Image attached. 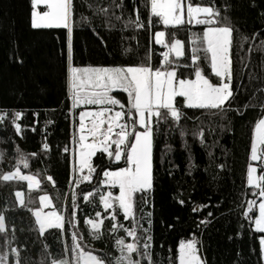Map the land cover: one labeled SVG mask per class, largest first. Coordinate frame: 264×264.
<instances>
[{
    "label": "trees",
    "instance_id": "1",
    "mask_svg": "<svg viewBox=\"0 0 264 264\" xmlns=\"http://www.w3.org/2000/svg\"><path fill=\"white\" fill-rule=\"evenodd\" d=\"M88 2L93 4V8L96 7L97 0ZM191 2L202 6L211 4L222 11L224 4L229 6L227 13L230 22L237 29L234 33L233 67L235 70L241 63L247 65L240 84L242 89L247 88V93L241 91L236 95L233 108L239 107L240 113L229 111L226 120L212 116L209 110L182 107L185 117L179 127L168 132L161 125L153 153L154 191L151 193V204L144 207L145 213L152 211V256L158 264H178L180 242L196 239L206 264H264L259 243L264 233L257 232L254 222L242 215L247 208L246 200L259 199L253 196V189L247 185V168L251 163L255 123L264 113L256 100L248 103L247 107L245 104L253 93L258 97L259 90L264 88V46L261 45L264 40V0ZM73 3L71 64L75 67L128 66L144 62L146 54L150 56L152 66L156 67L163 62L161 54L167 51L155 43L156 31L166 33L165 42L170 43L173 39L184 41L185 56L180 58L179 63L190 64L193 33L202 34L205 27L187 23L167 27L160 23L157 28L147 25L140 29H134L131 25L125 27L129 16L135 18L136 9L142 21L151 17L150 0H122V7H109L107 17L103 13L94 16L85 0H73ZM102 3L108 6L112 0H102ZM31 12V0H0V111H19L23 114L17 121L22 125L20 134L10 123L0 125V152L4 153L0 169L7 171L10 164H15L18 149L29 159V168L24 169L21 165L22 171L37 174L41 181L40 187L32 190L27 188L26 181H0V211H4L9 229L7 234L0 233V253L9 251L5 236H12L14 225L11 246L20 248L22 264L29 259L32 264H38L45 243L48 252L60 256L64 241L71 245L73 231L83 236L85 250L111 258L118 255L114 237H126V233L118 230L110 235L107 231L111 223L107 218L109 213L99 203V194L90 197L92 203H87L81 190L87 192L99 187L102 191H108L99 184V180L103 179L102 170H116L124 166V161L117 165L98 154L94 158L97 167L92 181L81 183L79 187L72 185L71 156L63 152V147H71L73 124L78 125L81 109L71 112L67 80V30L32 28ZM81 14L89 17L92 23L82 21ZM116 16L122 18L117 20ZM151 19L152 25L159 24L158 18ZM253 34H258L254 40L251 39ZM241 36L250 37L243 44V50L239 46ZM200 55L205 74L217 82L208 61L203 59V53ZM170 58L175 59L173 54ZM180 72L184 78H195L190 68L181 67ZM232 87L235 92L238 78H234ZM113 95L126 104V93L116 92ZM220 124L226 127H220ZM197 127L203 128L204 143L200 142L198 136L192 135ZM181 129L186 131L184 136L180 134ZM44 143L50 145V151L43 150ZM32 153L38 155L33 157ZM220 164L224 165L223 169L219 167ZM48 175L53 177L54 184L47 180ZM16 190L24 193V206L16 201ZM73 192L77 194L76 227L66 223L65 230L50 229L41 237L30 211L40 207L39 196L49 195L53 209L61 211L67 220L66 209L71 207ZM113 192L117 194L118 190ZM180 199L185 201L183 205L179 203ZM242 203L243 209L239 207ZM141 207L143 205L137 199V218L141 214ZM194 208L197 210L193 211ZM256 209L250 213L253 221L257 217ZM96 211H100L104 217L103 234L98 240L92 239L90 225L85 222L87 219L99 220L95 216ZM209 212L211 216H208ZM117 214L120 223L131 226V220H124L118 206ZM201 220L208 223L200 224ZM142 223L148 227L146 220ZM127 242H131L130 237H127Z\"/></svg>",
    "mask_w": 264,
    "mask_h": 264
},
{
    "label": "snow or ice",
    "instance_id": "2",
    "mask_svg": "<svg viewBox=\"0 0 264 264\" xmlns=\"http://www.w3.org/2000/svg\"><path fill=\"white\" fill-rule=\"evenodd\" d=\"M85 3L93 10L94 16L103 13L105 17L108 16L109 7L123 6L122 0L120 3L112 0V4L108 6H105L102 0H97L95 8L88 0H85ZM31 4L32 28L67 30L69 60L67 80L72 109H78L81 106H96L95 111L81 110L78 113V125L75 122L73 124L71 147L67 145L63 147V152L71 156L72 183L79 187L84 181H92L97 167L94 164V158L98 154L117 165L123 160L124 166L117 167L116 170L107 168L102 170L103 179L99 180V184L109 189L108 191H102L99 187L87 192L81 191L83 200L87 203H92L89 198L99 194V203L103 205L105 212L109 213L107 218L111 223L107 231L110 235L118 230L126 233V237L118 235L114 237V246L118 255L108 258L96 255L91 250H85L83 236L73 231L71 245L64 241L63 253L60 256L52 255L48 252V245L43 244L38 264H158L151 252L152 211L145 213L144 207L151 204V193L154 191L153 153L161 125H164L168 132L179 127L180 121L185 117L182 107L209 110L212 116L226 120L229 111L240 113L239 107L233 108L236 95L241 91L247 93V88L240 87L247 65L241 63L240 67L235 70L233 67L234 33L237 29L230 22L227 13L229 6L224 4L222 11L214 5L202 6L200 3H192L191 0L187 2L185 0H150L151 17L158 18L157 22L166 27L185 23L205 26L202 34L193 33L190 64L179 63L180 58L185 56L184 41L173 39L170 43L165 42L166 33L156 31L155 43L167 49L161 54L163 62L156 67L152 66L148 54L144 62L128 66L75 67L71 64L74 27L73 0H31ZM40 5H43L45 10L38 11L37 8ZM151 17H146L142 21L139 10L136 9L135 18L129 16L125 21V27L129 25L134 29L145 28L146 25L151 27L153 23ZM80 18L89 24L92 23L91 19L83 14ZM121 18V16H116L117 20ZM256 35L258 34H253L251 39L254 40ZM249 39L248 36H241L239 41L241 50H243V44ZM261 45L264 46V40L261 41ZM248 51L250 52L251 48ZM200 53H203V59L208 61L211 73L217 78V82H213L205 74L200 64L202 59ZM172 54L175 59L170 58ZM181 67L190 68L195 78H184L183 73L180 72ZM234 78H238V87L235 92L232 87ZM114 90L127 94L126 104L112 95ZM259 92L258 97L253 93L245 107L252 100H256L264 113V88H261ZM178 97L182 100L178 101ZM21 116L22 113L17 111L9 118L8 113L0 111V125L7 126L10 123L14 126L16 133L20 134L22 125L17 121ZM88 118H91L90 126L86 125ZM219 126L226 127L224 124ZM32 130L35 131L34 128ZM180 134L184 136L186 131L181 129ZM192 135L198 136L200 142L204 143L202 127L195 128ZM258 145H264V114L255 123V136L251 143V159L253 161L259 159L264 164V154L258 155ZM43 150L50 151V145L44 143ZM17 153L14 157V165L10 164L7 171L0 169V181H26L29 190L39 188L41 181L37 178V174L31 172L25 174L21 169V165L24 169L29 168L28 157L20 153L18 149ZM31 155L35 157L38 154L32 153ZM3 162L4 153L0 152V164ZM219 167L223 169L224 165L220 164ZM85 170L87 174H84ZM256 173L257 168L249 164L247 185L258 190L252 193L253 196L264 198V174L257 176ZM47 180L53 181V177L48 175ZM114 188L119 189L118 195H114L111 191ZM15 199L20 206L25 205L22 191H15ZM137 199L143 205L139 209L141 213L139 218L136 216ZM76 200L77 194L73 192L71 207L66 209L68 212L66 220L61 211L53 209L45 212L43 209L51 208L52 201L49 195H40V207L30 209L35 217V224L38 225L39 235L44 236L48 229L65 230L66 223L75 228ZM184 202L183 199L179 200L181 205ZM245 202L247 208L242 211V215L254 222L257 232L264 233V199L258 204L259 215L254 218V221L250 213L256 208L257 200H246ZM117 206L124 220H131L130 227L118 221ZM239 207L243 209L244 204L242 203ZM196 210V208L193 209V211ZM211 215L212 213L209 212L208 216ZM95 216L100 219H87L85 222L90 225L92 239L98 240L103 234L104 217L100 211H96ZM145 220L148 227L142 223ZM207 223V220L200 221V224ZM8 231L6 216L4 211H0V233L7 234ZM127 237L131 238V242H127ZM13 239L14 225L12 236H5L9 251L0 253V264H22L20 248L11 246ZM259 243L261 252L264 254V237L260 238ZM177 259L178 264H206V260L199 254L196 239L180 242ZM25 264H32L31 259Z\"/></svg>",
    "mask_w": 264,
    "mask_h": 264
},
{
    "label": "rangeland",
    "instance_id": "3",
    "mask_svg": "<svg viewBox=\"0 0 264 264\" xmlns=\"http://www.w3.org/2000/svg\"><path fill=\"white\" fill-rule=\"evenodd\" d=\"M185 2H187V0H185ZM45 10L44 9V7H43V5H40V6H38V8H37V10L38 11H43V10ZM40 29H44V28H40ZM174 55V54H173ZM84 67H95V66H84ZM119 90H114L113 91V93H112V95L114 94V93H116V92H118ZM114 96V95H113ZM78 109H81V110H86V111H95L96 110V106H92V105H89V106H81V108H78ZM78 109H72V106H71V112L72 113H74V111H76V110H78ZM117 109H118V106H117ZM79 117V116H78ZM90 120H91V118H88V119H86V125H89L90 126ZM105 127H106V125H105ZM254 136H255V134H254ZM258 147V155H261V154H264V145H258L257 146ZM250 164L253 166V167H256L257 168V173H256V175L257 176H259V175H262V174H264V164H262V162L258 159V160H256V161H253L252 159L250 160ZM84 174H87V170H85V173ZM73 181V180H72ZM86 182H88V181H84V182H82V183H86ZM72 185L74 186V184L72 183ZM250 187V186H249ZM250 188H252V187H250ZM115 189H117L118 190V193L116 194V193H114L113 192V190H115ZM253 190H252V193L254 192V191H258L257 189H254V188H252ZM109 190V189H108ZM111 191L113 192V194L114 195H118L119 194V189L118 188H114V189H111ZM256 199H257V197H256ZM262 199H264V198H262ZM261 202V201H260ZM259 204V203H258ZM256 210H257V216L259 215V212H258V205L256 206ZM45 212H48V211H51V210H53V204H52V207L51 208H44L43 209ZM254 228H255V224H254ZM48 230H50V229H48ZM48 230H46V231H48ZM45 231V232H46ZM199 249V248H198ZM199 254H200V251H199ZM262 257H263V262H264V254H262Z\"/></svg>",
    "mask_w": 264,
    "mask_h": 264
},
{
    "label": "built area",
    "instance_id": "4",
    "mask_svg": "<svg viewBox=\"0 0 264 264\" xmlns=\"http://www.w3.org/2000/svg\"><path fill=\"white\" fill-rule=\"evenodd\" d=\"M158 26H160V23H159V24L156 23L155 25H152L153 28H157ZM15 112H17V111H12L11 113L6 112V113L11 114V115H9V116L12 117V116L14 115ZM22 115H23V114H22ZM21 117H22V116H21ZM21 117H20V118H21Z\"/></svg>",
    "mask_w": 264,
    "mask_h": 264
},
{
    "label": "water",
    "instance_id": "5",
    "mask_svg": "<svg viewBox=\"0 0 264 264\" xmlns=\"http://www.w3.org/2000/svg\"><path fill=\"white\" fill-rule=\"evenodd\" d=\"M261 200H262V198H259V199L257 200V205H258V203H259Z\"/></svg>",
    "mask_w": 264,
    "mask_h": 264
},
{
    "label": "crops",
    "instance_id": "6",
    "mask_svg": "<svg viewBox=\"0 0 264 264\" xmlns=\"http://www.w3.org/2000/svg\"><path fill=\"white\" fill-rule=\"evenodd\" d=\"M118 92H122V91L119 90ZM123 93H124V92H123ZM69 99H70V97H69ZM72 177H73V176H72Z\"/></svg>",
    "mask_w": 264,
    "mask_h": 264
}]
</instances>
